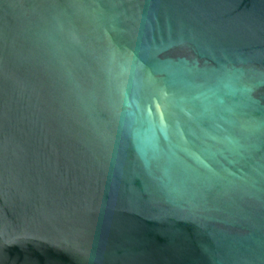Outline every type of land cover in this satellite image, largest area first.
Returning <instances> with one entry per match:
<instances>
[{"label":"water","instance_id":"1","mask_svg":"<svg viewBox=\"0 0 264 264\" xmlns=\"http://www.w3.org/2000/svg\"><path fill=\"white\" fill-rule=\"evenodd\" d=\"M0 264H264V0H0Z\"/></svg>","mask_w":264,"mask_h":264}]
</instances>
